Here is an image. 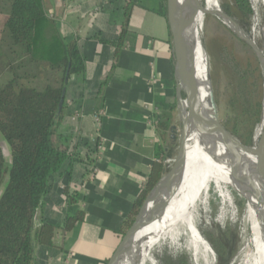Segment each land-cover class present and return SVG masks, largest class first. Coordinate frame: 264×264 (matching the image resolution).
Here are the masks:
<instances>
[{"label": "crops", "instance_id": "0c3cea01", "mask_svg": "<svg viewBox=\"0 0 264 264\" xmlns=\"http://www.w3.org/2000/svg\"><path fill=\"white\" fill-rule=\"evenodd\" d=\"M125 1L42 0L46 16L64 39L77 41L84 73L71 75L66 84L64 116L53 141L68 157L50 177L34 226H60L63 214L76 210L83 211L84 219L63 238L57 230L53 246L35 245L33 264H107L120 242L119 226L147 181L159 145H168L160 142L154 127L164 119L162 112L178 104L166 0H132L123 46L109 75L114 51L109 41L121 32ZM7 15L0 7V85L14 77L11 66L22 64L27 65L18 67V83H54L56 72L28 65L24 55L14 57L21 48L12 45L3 28ZM0 155L9 165L10 150L1 134ZM65 187L76 194L73 204L65 199Z\"/></svg>", "mask_w": 264, "mask_h": 264}, {"label": "trees", "instance_id": "16d2710c", "mask_svg": "<svg viewBox=\"0 0 264 264\" xmlns=\"http://www.w3.org/2000/svg\"><path fill=\"white\" fill-rule=\"evenodd\" d=\"M199 1L203 5L204 0ZM8 2L9 10L3 28L8 32L12 45L21 46V50L14 53L16 54L14 57L18 59L24 55L27 57L24 62L29 63L28 65L32 64L36 68H44L58 74L54 76V83H45L41 87L24 86L18 83V77L22 76L17 73V69L27 64L15 65L11 66V70L15 73L14 77L0 85V134L10 150L9 165L4 164L0 155V184L4 176H7L0 194V264H33L35 245L53 246L57 230L63 238L76 222L84 219L83 211L76 210L72 214L64 213L60 226L48 222L38 227L34 226L36 211L41 207L49 190L50 177L59 171L68 157L54 143L53 135L64 116L67 81L73 74L83 76L84 58L79 51L77 41H66L55 22L46 16L42 0H8ZM218 2L222 11L230 16L260 48V40H256L255 35L250 31L253 14L250 1L218 0ZM132 5V0L125 1L121 32L117 40L109 41L114 47L109 75L117 64L123 46ZM233 36L249 50L250 60L242 65L233 58V66H230L234 69V79L229 88L231 94L227 100V114L220 122L241 143L252 146L253 133L255 134L254 130L260 120L261 111L260 100L254 93L259 89L263 75L254 51L243 40L234 34ZM220 56L222 58V54ZM26 72L28 73L23 71L24 74ZM105 82L106 80H103L100 86L102 87ZM176 108V104H172L169 111L162 112L164 119L154 124L161 143L167 142L169 138V128L174 123L173 111H176ZM171 147L159 145L147 181L119 226L120 240L133 223L148 193L172 165L163 164V160L169 156ZM80 161H85L87 165L93 162V160ZM225 180L226 178L218 173V191H222L221 184ZM63 193L68 204L76 201L74 191H69L65 187ZM211 229L216 233L214 237L203 234L201 229L200 231L215 250L216 264H231L230 258L238 247L237 232L232 231L227 237V232L231 231L229 227L223 230L213 224ZM164 240L167 239H159L154 244ZM168 247L175 252L182 250V248ZM186 251L189 252L192 263L196 264L187 247ZM154 264L189 263L185 253L179 255L165 253L160 259H154Z\"/></svg>", "mask_w": 264, "mask_h": 264}, {"label": "rangeland", "instance_id": "374dc122", "mask_svg": "<svg viewBox=\"0 0 264 264\" xmlns=\"http://www.w3.org/2000/svg\"><path fill=\"white\" fill-rule=\"evenodd\" d=\"M4 1L5 5L3 1H0V7L4 10H9L8 0ZM249 1L252 5L253 12L250 31L251 34L253 33L255 35L254 38L256 40H260L264 53V0ZM216 3L219 10L222 11L218 0H204V11L197 13L196 24L198 33L201 34L203 39L209 61L212 90L217 102L218 117L219 120H222L227 114V100L231 94L229 88L231 81L234 79V69L230 65L233 64V58L236 62L245 65L250 60V52L233 36L230 30L231 28L220 17L206 13V11L214 10ZM261 9L263 10V18ZM7 35L9 36L8 32ZM17 48H21V46ZM221 54L222 58L220 56ZM19 83L28 86L32 82L29 79H25L20 80ZM258 90L260 96L258 95ZM254 94L261 103V120L262 106L264 103L263 81ZM176 112L174 123L177 126L178 134L181 125L178 118V110ZM254 131L257 135L259 126L255 127ZM255 134L253 133V137ZM167 143L169 146H172L167 157V164L171 165L178 142L177 140L168 138ZM199 164L200 160H197L189 177H192L197 172ZM218 173L226 178L221 184V187H223L222 191H218ZM189 189L190 182L186 180L169 202L170 204L174 201V209L169 215L163 217L158 222L159 231L153 237L140 244L139 255L134 264H154V259H160L165 253L173 255L185 253L187 254L188 263L193 264L189 252L186 251V247L191 251L196 264H216L215 250H213L201 234L202 231L203 234H210L214 237L216 233L211 229L213 224L218 225L223 230L229 227L231 231L227 232V237L230 236V232L232 231H236L238 234V247L230 258L231 264H263L264 244L254 239L253 233L251 232L242 187L238 183H235L234 179L222 165L210 160L206 173L196 190L184 204L178 205L177 200L185 195ZM262 194L264 196V185ZM159 239L167 240L154 244ZM168 246L182 248V250L175 252Z\"/></svg>", "mask_w": 264, "mask_h": 264}, {"label": "bare ground", "instance_id": "6f19581e", "mask_svg": "<svg viewBox=\"0 0 264 264\" xmlns=\"http://www.w3.org/2000/svg\"><path fill=\"white\" fill-rule=\"evenodd\" d=\"M203 5H197L194 0H178L175 15L176 23L184 39L187 64L199 100L201 115L212 119L210 103V84L212 88V83L209 61L196 24V15L204 11ZM206 13L220 17L226 25L241 36L232 20L219 10L217 3L214 10L206 11ZM257 54L264 66V53L261 47ZM178 114L183 127L180 162L172 172L162 178L149 195L141 216L126 235L124 244L110 264H134L136 262L140 244L159 231L158 222L174 209V201L169 204L171 199L187 180L190 182V189L177 200L178 205L184 204L205 175L210 160L220 163L234 181L242 187L251 232L254 239L264 244V196L262 194L264 185L262 164L264 161L234 145L224 143L215 130L199 127L191 119L185 100L180 102ZM257 126H259V132L254 135L253 139L257 140L261 136L263 137L261 141L264 142V103L261 120ZM197 160H200L198 170L192 177H189ZM154 226L156 227L153 228Z\"/></svg>", "mask_w": 264, "mask_h": 264}, {"label": "water", "instance_id": "95a60500", "mask_svg": "<svg viewBox=\"0 0 264 264\" xmlns=\"http://www.w3.org/2000/svg\"><path fill=\"white\" fill-rule=\"evenodd\" d=\"M177 2L178 0H166V9H167V20L169 24V29L172 37V46H173V56H174V77L176 80V93L178 98V104H177V110H179V104L182 100H185L188 106V110L191 116V119L201 128L203 129H213L215 130L222 141L226 144H231L236 146L237 148L248 152L250 154L256 155L260 159L264 161V142L263 137L259 136L257 140L253 139L254 144L252 146H247L243 143H241L235 136H233L220 122L218 117V111H217V104L215 102V98L213 95V90L211 88L210 84V103H211V117L212 119H209L203 115H201V108L199 104V100L197 98L194 85L191 79V74L189 71V67L187 64V54L185 50L184 45V39L181 33V30L176 23V8H177ZM194 2L197 5H201L199 0H194ZM202 6V5H201ZM225 14V13H224ZM229 19L232 20V22L235 24L238 31L241 33V36L235 32L234 30L230 29L231 32L236 35L238 38L243 40L255 53L261 71L263 75V84H264V66L261 63L257 51L260 49L257 47L256 43L249 38L243 30L238 26V24L227 14H225ZM179 115V114H178ZM262 115V114H261ZM180 122V119H179ZM181 125V123H180ZM182 131L183 127H180L179 133L177 134V126L175 124L171 125L169 128V138L172 140H177V150L172 162V165L168 169V171L164 172L160 179L157 181V183L154 185V187L151 189V191L146 196L144 202L142 203L139 212L137 216L135 217L133 223L131 226L127 229L124 236L121 238L118 247L116 248L114 254L109 259L107 264H110L111 260L115 258L124 244L126 235L128 232L133 228L135 223L138 221L139 217L141 216L143 209L145 208V204L147 202V199L149 195L153 192V190L157 187V185L160 183L162 178L173 171V169L179 164L181 159V153H182ZM264 168V162L262 164Z\"/></svg>", "mask_w": 264, "mask_h": 264}, {"label": "built area", "instance_id": "2783aa9c", "mask_svg": "<svg viewBox=\"0 0 264 264\" xmlns=\"http://www.w3.org/2000/svg\"><path fill=\"white\" fill-rule=\"evenodd\" d=\"M95 120H96V122L98 123V121H99V117H96ZM97 148H99V145H97ZM163 164H167V159H164V160H163Z\"/></svg>", "mask_w": 264, "mask_h": 264}]
</instances>
